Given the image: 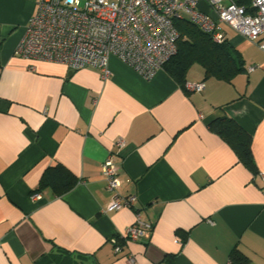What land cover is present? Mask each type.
Returning a JSON list of instances; mask_svg holds the SVG:
<instances>
[{
    "label": "crops",
    "instance_id": "crops-1",
    "mask_svg": "<svg viewBox=\"0 0 264 264\" xmlns=\"http://www.w3.org/2000/svg\"><path fill=\"white\" fill-rule=\"evenodd\" d=\"M37 1L0 0V264H264V50L221 25L243 59L230 81L196 63L190 91L113 55L102 78L14 53ZM223 115L251 136L255 172L210 129ZM108 154L133 207L106 211ZM55 164L77 178L61 195L39 187ZM137 212L152 227L124 241Z\"/></svg>",
    "mask_w": 264,
    "mask_h": 264
},
{
    "label": "built area",
    "instance_id": "built-area-1",
    "mask_svg": "<svg viewBox=\"0 0 264 264\" xmlns=\"http://www.w3.org/2000/svg\"><path fill=\"white\" fill-rule=\"evenodd\" d=\"M200 1L208 8H201ZM184 13L216 42L225 39L221 25H227L264 50V0H250L249 8L232 0H38L14 53L71 70L92 67L102 78L110 74L108 58L113 55L150 79L176 53L179 33L174 21ZM184 86L196 92L204 88L202 82H185ZM122 141L119 138L116 144ZM101 174L112 193L106 211L133 207L136 196L118 192L121 182L111 154L101 164ZM259 175L264 181V172ZM151 227L137 212L123 239L140 240ZM113 242L115 252L120 251L117 238ZM127 261L132 264V256Z\"/></svg>",
    "mask_w": 264,
    "mask_h": 264
},
{
    "label": "trees",
    "instance_id": "trees-1",
    "mask_svg": "<svg viewBox=\"0 0 264 264\" xmlns=\"http://www.w3.org/2000/svg\"><path fill=\"white\" fill-rule=\"evenodd\" d=\"M249 8L250 0H232ZM175 27L179 33L176 41V53L166 61L164 67L170 75L184 87L186 74L193 64L203 67L205 77H214L230 81L243 69V59L238 50L224 39L214 41L211 36L199 30L188 19H176ZM210 129L224 139L235 151L238 160L252 172L256 171L251 136L245 132L232 118L220 116L212 120ZM77 182L76 176L61 164L47 168L42 174L39 187H49L57 195L69 190ZM118 243L123 240L117 237ZM235 251L232 257L237 256Z\"/></svg>",
    "mask_w": 264,
    "mask_h": 264
},
{
    "label": "rangeland",
    "instance_id": "rangeland-1",
    "mask_svg": "<svg viewBox=\"0 0 264 264\" xmlns=\"http://www.w3.org/2000/svg\"><path fill=\"white\" fill-rule=\"evenodd\" d=\"M183 18H184V19H187V14L184 13V14H183Z\"/></svg>",
    "mask_w": 264,
    "mask_h": 264
}]
</instances>
